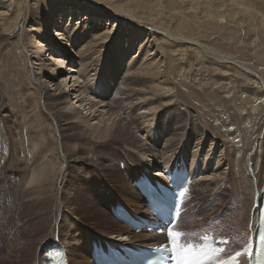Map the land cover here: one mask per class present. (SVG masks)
<instances>
[{
  "label": "bare ground",
  "instance_id": "bare-ground-1",
  "mask_svg": "<svg viewBox=\"0 0 264 264\" xmlns=\"http://www.w3.org/2000/svg\"><path fill=\"white\" fill-rule=\"evenodd\" d=\"M100 1L31 0L33 5L29 7L30 0H26L27 9L24 10L20 0H0V56L3 48L9 46L6 51V56L9 59L4 61L6 57L5 59L3 57L0 62V76L3 78L6 75L7 78L5 86L7 89L0 88V242L7 251L0 264H50L54 261V257L58 258L56 264H60V258L63 256L60 249L66 251L63 248L62 240L58 238V235L64 232L61 222L63 217H66V210L72 215L81 209L74 197L64 199L67 185L63 183L67 182L66 179L70 175L76 174V169L72 168L77 165L92 173L96 170L105 186L115 196H118L119 191H128L139 204H143L145 198H142L136 188L135 183L142 177H138L133 172L135 169L152 182H165L174 170L188 173L191 183L187 186L186 195L194 184H198L197 186L201 188L202 183L208 180L218 181L220 177L224 183V179L226 180L227 177L229 179L230 176L226 177V170L224 171L226 173L214 170L213 172H217V174L196 180L199 151L194 153V165L191 164L192 162L189 164L186 158H182V160L180 159V164H182L176 166L175 161L180 158L178 155H184L186 151V148L182 150L179 141L181 137L183 139L185 136H190V147L194 145L195 149L206 138L207 142L211 140V146L217 144L222 149L221 152L228 163L229 172L232 174V179L230 178L232 181H226V185L231 191L230 199L227 201L233 202L232 206L229 205L230 208H239L238 213L229 217L231 219L235 217L234 223L238 226L237 232L232 235L237 238V241L245 237L248 242L252 239L255 247L258 244L259 234L263 233L260 240V245H263L264 228L261 225L262 222L260 223V217L262 199L264 198V163L254 162L255 154L264 148V128L260 134L254 137V131H257L258 124L263 120L262 104L258 102V104L256 102H225L222 108L230 115L224 120H220L223 115L220 118L217 117L218 119L215 118L217 123L223 121L221 126L214 127L213 123V125L207 126L210 128L208 132L213 134L212 141L211 135H208L206 131L207 127L201 126L196 116L197 111L194 114L193 108H181L174 105L175 103L166 101L169 95L166 93L172 90L171 80L175 81L179 76L171 79L172 71L170 72V67L165 68L164 64L167 59L162 55L159 56L166 53L165 48L168 46L195 45V49L209 58L210 63L213 60L221 66L224 64L225 67L241 71L249 76V80L252 79L259 86L260 97L264 99L263 76L256 72L258 69L251 68L247 63L235 61L236 59H231L230 55L228 57L218 53L198 41L185 40L166 29L146 27L130 17L113 15L114 12L102 3L104 0ZM57 11L62 15L58 22L66 21L63 19V15L68 13L70 15L68 20L74 23L77 19L81 22H78L80 26L70 27L66 25L67 23L56 25V21L52 17ZM110 17L113 20H110ZM68 20L66 22H69ZM56 27L60 31H58L57 37H52ZM10 36L12 38H9ZM47 41L55 48L61 44V49L46 51V48L50 47V45L44 46ZM117 41L125 42L128 46L138 41L142 54L140 58L144 57V59L134 60V57L128 65L122 53H114L112 47ZM50 52L52 53L48 56L50 59L47 58L48 61H44V56ZM100 52L109 53V55L105 54L106 57L104 56L105 65L103 66H97L95 60V55ZM68 58L71 65L64 67L63 63ZM90 69L92 72H96L95 75H98L101 70L114 72L123 83L117 85L119 86L116 92L117 96L114 95L115 97L108 99L106 95L102 97L101 94L94 93L97 86L93 87L92 85H95L93 83L92 85L89 83L82 86L77 85L79 83L75 77L77 71L79 70L81 74L87 76ZM62 70H65L67 76L61 78L65 81L58 83L56 76ZM33 88L36 89L33 91ZM172 88L174 87L172 86ZM77 89H82V91ZM10 90L19 96L15 102L20 104L24 116L23 125L17 122L18 117H15L13 111V113H10V110L7 111L8 103L6 101L8 95L12 96ZM72 94L77 95L76 104H79L84 113L80 109L72 107V101H69ZM89 94L95 96L90 97ZM138 95L139 98L136 97ZM98 96L103 101H98L96 99ZM169 97L171 96L169 95ZM151 99L159 101L155 102L156 108L159 107L158 112L166 113L170 108L179 112H175L173 115L172 134L164 141L163 147L158 146L162 134L159 123L154 125L156 128H153V132L151 130L148 133L147 137L152 133L150 137L144 138L138 135L144 131L142 120L145 114L141 118L136 109ZM214 100H217V97ZM12 101H14L13 98H11V104H15ZM213 103L221 104L218 100L212 102L211 105ZM254 104L258 110L254 108ZM202 105H204L203 102ZM71 113L74 115L72 114V116ZM86 116L88 118L99 117L100 123L98 122L99 125L96 124L97 126L92 131L84 128L81 124ZM106 117L113 120L112 125L102 126ZM22 126L26 127L25 131H22L23 128L20 130ZM48 129L53 131L52 140L47 134ZM107 141L118 147V150H122L121 157L116 156L119 153L109 155V157L104 156L105 153L101 151L108 148V146H104ZM74 142H78L80 148L89 143L95 148V153L93 152V155L78 153ZM182 151H184L183 154ZM141 152H145L147 156L151 154L155 157L154 160L160 159L161 162L157 161V163L153 162L143 166L138 159ZM159 163L163 164L161 165L163 169L152 171V166ZM74 164L76 166L72 167ZM258 174L259 177H257ZM219 183L217 182L218 185ZM222 187H224L223 184ZM70 196H72L71 193ZM122 197L126 207L122 206L120 209L128 211L133 218L134 215L138 217L135 209L128 207L131 201L124 194ZM117 209L119 208L114 210L115 213ZM182 209H184V204ZM140 217L150 218L149 215ZM104 218L105 221L101 218L103 222L113 220L105 215ZM75 220L74 223L78 227L75 226L73 229L81 230L79 232L82 233L85 240H88L87 243H82V248L84 252L90 250L93 262H95L96 249L99 253L104 252L107 255L119 253V255L125 256L126 248L139 251L133 245L143 241V232L141 234L134 233L130 230L131 228L123 226L125 224L120 222L121 225L119 221L113 220L115 226L120 227V229L117 228L118 231L114 232L109 227L103 225L102 227L99 221L87 225L86 223L82 224L79 218H75ZM182 221L181 217L175 228L179 227ZM92 226L93 228H91ZM94 226L98 227V230ZM64 235L67 236V232H64ZM204 235L205 233L201 234V236ZM150 237L145 240L151 239ZM217 237L229 239L227 236L218 235ZM237 241L234 239L232 242L231 240L227 244V250ZM93 242L98 245L94 247ZM59 244L60 246H58ZM247 244L236 251L242 250ZM154 245L158 244L148 243L144 244V247L151 248ZM66 254L67 264H70L67 251ZM244 258L248 263L254 264L253 259H249L247 255H244Z\"/></svg>",
  "mask_w": 264,
  "mask_h": 264
},
{
  "label": "rangeland",
  "instance_id": "rangeland-1",
  "mask_svg": "<svg viewBox=\"0 0 264 264\" xmlns=\"http://www.w3.org/2000/svg\"><path fill=\"white\" fill-rule=\"evenodd\" d=\"M20 1L23 4L24 10H26L27 9L26 0H20ZM102 3L105 4V6L109 7L110 10H112L115 13V14L112 13L113 15H118L120 17L124 16V18L125 17H130L131 19L133 18L137 23H141L146 27L166 29L167 31L173 33L177 37L179 36L188 41H198L206 45L210 49L212 48V50L217 51L218 53L224 54L228 57L230 55L231 59L232 58L233 60L236 59L235 61L238 60V62L243 64L247 63L248 66H250L251 68L258 69L256 70V72H258L264 78V0H104ZM32 5L33 4L31 3L30 0L29 7H32ZM63 16H64L63 19L67 21L70 15L66 13ZM52 18L53 20L56 21L55 23L56 25L59 23L65 25V23H67L66 25L70 27H74V26H80L81 23L80 21H77V19L76 21H74V23H71L69 20H68L69 22L66 21L58 22L59 19L62 18V15L61 13H59V11H57V13H55L54 17ZM126 19L128 20V18ZM110 20H113V18L110 17ZM58 31L60 30L57 29V27L54 28L52 37H57ZM9 38H12V36H10ZM49 41H47L46 44H44V46L47 45L49 46L50 45L48 43ZM60 45L57 46L56 48L54 45L53 46L50 45V47L46 48V51L49 49L59 50L61 49ZM138 45H139L138 41L136 43H133L131 46L126 45L125 42L123 43L117 41L112 48L114 50V53L115 52H117L118 54L122 53L123 58L127 60V64H128L129 62L131 63L130 60H132L134 57H135L134 60H137L138 58L141 57L142 54L140 53ZM195 47H196L195 45H190V44L189 46L187 45L184 46L174 45L170 47L168 46L165 48L166 53L160 54L159 57H161L162 55L165 57V59H167L165 60L164 64H165V68L170 67V72L172 71V74L170 75L171 79L175 78L176 76H179L177 79H175V81L171 80L172 90L171 92L168 91L166 93L169 94L171 97H169L168 95L166 101H170L173 104L175 103L174 105H177L181 108H190V109L193 108L192 110L195 111L194 114H196L197 111L196 116L201 126H205V127L213 124L214 127L222 125L223 121L217 123L215 121V118L217 117L220 118V116L223 115L221 116L220 120H224L230 115L229 113L224 112L222 108L224 107L225 102H256V104L261 103L262 107L260 104L259 105L261 107L263 120L258 124L257 131H254V137L260 134L264 128V122H263L264 99L260 97L259 86L254 81H252V79L249 80L250 77L245 75L243 72L242 74L241 71H234L233 69L225 67L224 64H222L221 66L218 62L216 61L213 62V60H211L210 63V59L205 57L198 50H196ZM8 48H9L8 45L3 48L2 51L3 54L1 53L0 56V62L1 60H3V57L4 59L6 57L4 61L9 59V57L6 56V51ZM197 51L200 53V55L199 53L197 55ZM183 53L185 54L183 55ZM51 54L52 53L50 52L48 53V55H45L43 58L44 61H48L47 58H49L48 56H50ZM99 54L95 55L96 64L97 66L99 65L103 66L105 65L104 59L106 57L105 54L107 53L100 52ZM107 55H109V53ZM143 59L144 57L140 58V60ZM67 60L66 62L63 63L64 67L71 65L69 63L70 59L68 58ZM175 68H177V71H175ZM95 74L96 72H92V69H90V72L88 71L87 76H84L83 74H81V71L79 72L78 70L77 74L75 75L76 80L79 82L77 85L82 86L83 84L85 85L88 83L92 85L93 83L95 84L92 85L93 87L97 86L96 87L97 90H95L94 93H97L98 95L101 94L102 97L106 95L108 99L117 96L116 92H117V88L119 87L117 85L123 84L122 80L119 77H117V75L114 72H105L101 70V72L98 75ZM66 76L67 75L65 70H62L61 73L58 76H56V79L58 78V83L60 81L61 83L62 81H65V79H61V78ZM229 77H231L232 79H230ZM6 82H7L6 75L3 76V78H1L0 76V88L2 90L5 88L7 89V87H5ZM172 86L174 88H172ZM35 89L36 88H33V91ZM77 90L82 91V89H77ZM10 92L12 94L11 97L7 93L8 95V99L6 101L8 103L7 111L9 112L10 110V113L13 111L15 117L16 116L18 117L17 122H19L20 124L22 123L21 125H23L24 116L21 112L20 104H16L17 102H15V100L19 96L16 92L15 94H13L11 90ZM80 92L77 94L79 95ZM93 95L89 94L90 97ZM76 97L77 95L72 94V96L69 97V101L70 102L72 101V107L74 109H80V111H82V108L79 106V104H76L78 100V98ZM136 97L139 98V95ZM216 97L221 104L213 103L212 105H214L216 107L215 108L214 106L212 107L211 103L217 101L214 100L216 99ZM11 98L14 99V101L12 102H15V104H11ZM220 98L221 100H219ZM96 99L98 101H103L102 98H100L99 96ZM19 100L20 99L18 98L17 101L19 102ZM152 100L154 99H151V101L149 100L145 101V103L138 106L136 109V111L138 110L137 111L138 115L139 114L141 115V118H143L142 115L145 114L144 119L142 120V122L144 123V131L140 132L138 135L139 136L141 135V137L146 138L148 133H150L151 130L153 132V128L154 129L156 128L155 127L156 123H159L160 131L162 134L160 136L158 146L163 147L165 145L164 141L167 138H170L172 134L173 115L175 112L177 113L179 112L178 110L176 109L173 110L171 108L166 113L160 111L158 112L157 110L159 109V107L156 108V103H158L159 101H152ZM202 102L204 105H202ZM254 108L258 110L255 104H254ZM82 112L84 113V111ZM45 113L47 114V112ZM72 114L73 113H71V115ZM154 114H155L154 116L155 118L153 117ZM204 114L206 115L204 116ZM253 116L255 117L254 114L252 115V117ZM206 117L207 119H205ZM146 118L147 120H145ZM100 119L102 118L100 117ZM107 119H108L107 117L104 119L105 122L102 123L103 125L101 124L102 126H104L105 124L112 125L113 120L108 119L107 122ZM98 122L100 123L99 117L94 118L91 116L88 118V116H86V118L82 120L81 124L84 126V128H87L90 131H92L97 125H99ZM21 129L22 131H25L26 127L22 126L20 127V130ZM208 130H210L209 127H207L206 131L208 135H211L213 141V134L209 133ZM47 134H49L52 140L53 131L48 129ZM151 134L148 137H150ZM205 140L201 143L199 147L195 149L194 145L190 147L191 144L190 136L189 137L185 136L183 139L181 137L179 140L181 142L180 147H182V150L183 148L184 149L186 148V151L184 155H178L180 158L177 161H175L176 162L175 165L180 166L182 164V163L180 164V159L182 160V158H186L189 164L192 162L191 164L194 165L193 164L194 155H195L194 153L199 151L198 160H197L198 164H196V174H195L197 175L196 180L205 179L206 176L208 177L213 176L217 174L218 172L217 170L219 171L221 170V172L223 171V173L227 172L226 177L227 176L230 177L229 179L228 177L226 178V180L224 179V183H223V180H220V177L218 176L219 177L218 181L208 180L206 182H203L205 185L202 183L201 188L197 186L198 184H194L190 188V190L187 191V195L185 197L184 209L182 210L183 221L179 227L174 228V231L183 233L182 237L187 242L199 241L203 237L201 236V234L205 233L206 235L213 232L215 236L218 235L227 236L230 239L229 242L231 240L232 242H234V239L237 241V238H235L232 234L234 233L235 235V233L238 230V226L236 223H234V219L236 218L233 217V219H231L229 217L238 213L239 208L229 207V205L232 206L233 202H228L230 199L229 193H231V191L228 185H226V181L232 179V174L229 172V167L227 166L228 163L226 159L223 157V154L221 152L222 149L219 148V146H217L216 143L215 146H211L210 143L211 140L210 142H207ZM74 143H76V146L74 147L77 149V152L81 153L82 155H93L95 153V148L92 147L89 143L81 146V148L78 147V142H74ZM104 146H108V148L101 151L105 153L104 156L109 157V155L119 153L118 154L119 156L117 154L116 156L121 157L123 154L121 149L118 150L119 149L118 147L111 145L108 141L104 144ZM181 153L183 154L184 151H182ZM255 156H254V162L258 164L264 163V148L258 151L255 154ZM138 159L140 160L143 166L145 164H150L153 162L157 163V161L161 162L160 159L157 161L154 160L155 157L151 154H148L147 156L145 152L139 153ZM161 165L163 164L161 163L157 165L155 164L154 167L152 166V171L162 170L163 166ZM74 166H76V164L72 165V167ZM72 169L73 170L76 169L75 170L76 174L70 175L69 178L66 179L67 182L63 183L64 185H67V189H66L67 193L64 195L66 196L64 197V199H68L69 197H74L78 201V205L81 209H79V212H75L76 214L74 213L72 215L69 214V212H67L68 210H66V214H65L66 217H63L61 223L63 226L62 231L67 232L68 235L65 236L63 232L61 233V235L60 234L58 235V238L62 240L64 246L63 248L66 249V251L68 252L70 264H94L95 262H93L92 260L90 250L84 252L82 248V243L85 242L87 243L88 240H85L84 237L82 236V233L79 232L81 230L78 231L75 230V228L73 229V227L76 226L74 223L76 221L75 218L76 219L79 218L82 224L86 223L87 225H90V223L92 222L99 221L101 226L103 225L105 227H109V229L114 232L118 231L120 227H116L114 224V221H118V220L115 218L113 211L116 208H121L122 206H125L122 197L123 194L126 198H128L131 201V204L128 205L129 209L134 208L139 216L150 215V211L144 199H143L144 200L143 204H139L137 199L131 196L128 191H119L118 192L119 194H117L118 196H115L112 193V191H110L105 186V183L102 181L96 170L92 173L90 170L89 172L86 170V168L80 165H77ZM214 170L217 172H213ZM225 170L226 172H224ZM133 172L136 173L138 177L144 176L139 170L135 169V171ZM201 172L204 174H200ZM257 177H259V174L257 175ZM212 182L213 183L215 182L214 185H212L213 184ZM217 182L218 183L220 182L219 185L217 184ZM221 183L224 185V187H222ZM204 186L206 187L204 188ZM198 188L200 189V191ZM204 189L207 190L205 191ZM70 193L72 196H70ZM104 215L110 219H113L114 221L108 220L106 222H103L105 221ZM101 218H103L104 220ZM120 224L122 225V223ZM123 226L127 227L126 225ZM91 228H93V226ZM94 228L98 230V227L94 226ZM117 228L119 229L117 230ZM130 230L134 232L132 229ZM211 230H213V232H210ZM143 234H144L142 236L143 241L133 246L139 245L144 247V244L157 243L159 245L162 242H164L163 236L157 234H150L146 230L143 231ZM149 237L151 239L145 240L146 238ZM244 239L238 240L237 242L233 243L230 246V249L226 250V257L230 253L238 249H241L244 244H247L248 242L246 241L247 238L245 237ZM97 245H98L97 243L93 242L94 247H96ZM58 246H60V244ZM6 253H7L6 247L3 246V244L0 242V261L2 257L4 258V255ZM240 260H241V264H250L247 262L244 256L241 257Z\"/></svg>",
  "mask_w": 264,
  "mask_h": 264
},
{
  "label": "snow or ice",
  "instance_id": "snow-or-ice-1",
  "mask_svg": "<svg viewBox=\"0 0 264 264\" xmlns=\"http://www.w3.org/2000/svg\"><path fill=\"white\" fill-rule=\"evenodd\" d=\"M182 235L183 233L173 231L172 228L167 229V237L170 238L173 243H176ZM237 255H240V253H237Z\"/></svg>",
  "mask_w": 264,
  "mask_h": 264
},
{
  "label": "water",
  "instance_id": "water-1",
  "mask_svg": "<svg viewBox=\"0 0 264 264\" xmlns=\"http://www.w3.org/2000/svg\"><path fill=\"white\" fill-rule=\"evenodd\" d=\"M263 205H264V198L262 199V204H261V207H263Z\"/></svg>",
  "mask_w": 264,
  "mask_h": 264
}]
</instances>
